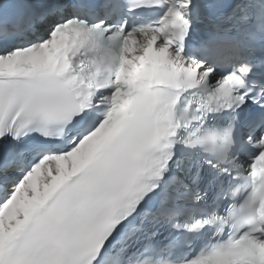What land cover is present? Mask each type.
I'll use <instances>...</instances> for the list:
<instances>
[{"label":"snow or ice","instance_id":"6c2138e0","mask_svg":"<svg viewBox=\"0 0 264 264\" xmlns=\"http://www.w3.org/2000/svg\"><path fill=\"white\" fill-rule=\"evenodd\" d=\"M0 264H264V0H0Z\"/></svg>","mask_w":264,"mask_h":264}]
</instances>
